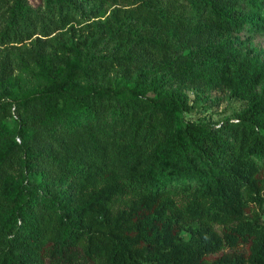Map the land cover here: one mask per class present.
Masks as SVG:
<instances>
[{
	"label": "trees",
	"instance_id": "trees-1",
	"mask_svg": "<svg viewBox=\"0 0 264 264\" xmlns=\"http://www.w3.org/2000/svg\"><path fill=\"white\" fill-rule=\"evenodd\" d=\"M263 34L264 0H0L40 80L0 93V264H264Z\"/></svg>",
	"mask_w": 264,
	"mask_h": 264
},
{
	"label": "rangeland",
	"instance_id": "rangeland-1",
	"mask_svg": "<svg viewBox=\"0 0 264 264\" xmlns=\"http://www.w3.org/2000/svg\"><path fill=\"white\" fill-rule=\"evenodd\" d=\"M33 5H38L39 0H30ZM59 35V33L54 34ZM52 36V37H53ZM38 36L33 37L36 40ZM247 35H242V40L247 39ZM248 47L256 53L262 62H264V34L257 35L251 43H247ZM30 47V45H28ZM38 69L34 65L22 66L18 61L14 62L9 71L3 70L0 58V93L6 91H22L29 87L37 86L40 83L38 78ZM190 101L193 104V111L187 114V118L197 122L219 125L226 118H235V115L241 112L246 103L232 99L223 92H213L210 96H196L192 92H188ZM196 99V101H195ZM227 252V251H225ZM224 252L218 254L222 255Z\"/></svg>",
	"mask_w": 264,
	"mask_h": 264
}]
</instances>
